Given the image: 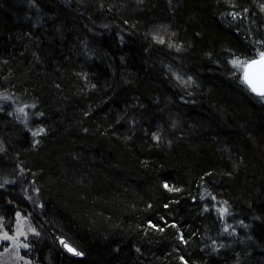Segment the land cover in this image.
I'll list each match as a JSON object with an SVG mask.
<instances>
[{"label": "trees", "instance_id": "16d2710c", "mask_svg": "<svg viewBox=\"0 0 264 264\" xmlns=\"http://www.w3.org/2000/svg\"><path fill=\"white\" fill-rule=\"evenodd\" d=\"M262 52L264 0H0V234L28 264H264L234 64Z\"/></svg>", "mask_w": 264, "mask_h": 264}, {"label": "rangeland", "instance_id": "374dc122", "mask_svg": "<svg viewBox=\"0 0 264 264\" xmlns=\"http://www.w3.org/2000/svg\"><path fill=\"white\" fill-rule=\"evenodd\" d=\"M25 237L26 227L21 219L13 235H7V233L0 234V264H19V261L27 264L29 263L18 255L19 251L25 248L24 243L22 244V239ZM61 243L65 250L71 254L77 255V252L71 246L64 241H61Z\"/></svg>", "mask_w": 264, "mask_h": 264}, {"label": "water", "instance_id": "95a60500", "mask_svg": "<svg viewBox=\"0 0 264 264\" xmlns=\"http://www.w3.org/2000/svg\"><path fill=\"white\" fill-rule=\"evenodd\" d=\"M262 65L257 63L245 68L244 80L248 86L257 93L264 92V76L261 75Z\"/></svg>", "mask_w": 264, "mask_h": 264}, {"label": "snow or ice", "instance_id": "6c2138e0", "mask_svg": "<svg viewBox=\"0 0 264 264\" xmlns=\"http://www.w3.org/2000/svg\"><path fill=\"white\" fill-rule=\"evenodd\" d=\"M260 59L259 60H251L248 62L244 61H234V64H240L241 67H248L250 65H255L257 63H260L262 65L261 68V75L264 76V52L260 53Z\"/></svg>", "mask_w": 264, "mask_h": 264}]
</instances>
